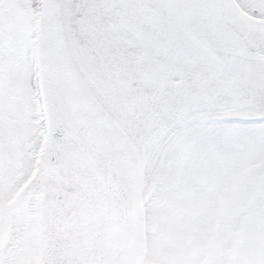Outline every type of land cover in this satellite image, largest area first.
<instances>
[{
  "label": "snow or ice",
  "instance_id": "snow-or-ice-1",
  "mask_svg": "<svg viewBox=\"0 0 264 264\" xmlns=\"http://www.w3.org/2000/svg\"><path fill=\"white\" fill-rule=\"evenodd\" d=\"M0 264H264V0H0Z\"/></svg>",
  "mask_w": 264,
  "mask_h": 264
}]
</instances>
